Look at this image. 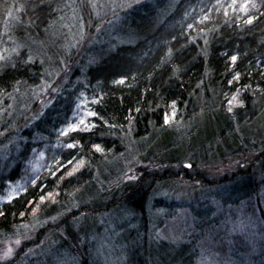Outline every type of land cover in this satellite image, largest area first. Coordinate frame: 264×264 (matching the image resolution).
Instances as JSON below:
<instances>
[{"label": "rangeland", "instance_id": "obj_1", "mask_svg": "<svg viewBox=\"0 0 264 264\" xmlns=\"http://www.w3.org/2000/svg\"><path fill=\"white\" fill-rule=\"evenodd\" d=\"M144 1L72 0L47 40L35 41L32 56L41 68L37 85L16 90L0 108L1 167L11 166L8 160L20 151L22 133L51 98L65 86L77 87L85 50L104 43L103 35L110 40L117 17ZM203 96L198 101L215 103L211 94ZM230 100L227 114L238 107ZM88 113L82 102L72 125L76 130L83 126L81 119L86 124L91 117ZM253 113L249 108L243 116ZM254 117L226 125L219 122V112L202 109L189 121L168 118L167 135L135 141L124 133L119 153L105 150L96 164L87 192L69 198L48 223L54 226L77 213L68 228L37 237L41 224L22 226L0 238V264H80L82 258L89 264H264L259 258L253 263L264 250V111ZM41 145L30 153L26 169L36 177L54 175L65 167L57 168L53 159L62 144ZM154 147L166 151L162 160L178 161L147 159L144 154ZM76 171L73 166L65 174ZM137 183L136 204L125 205L124 190ZM22 188L7 184L3 199Z\"/></svg>", "mask_w": 264, "mask_h": 264}, {"label": "trees", "instance_id": "obj_2", "mask_svg": "<svg viewBox=\"0 0 264 264\" xmlns=\"http://www.w3.org/2000/svg\"><path fill=\"white\" fill-rule=\"evenodd\" d=\"M71 2L0 0V56L5 57L0 60V108L16 90L37 85L41 68L31 47L48 37ZM108 34L110 40L103 35L104 43L85 50L77 87L65 86L51 98L22 133L20 151L8 160L11 166L0 165V238L11 237L24 225L41 224L37 237L68 228L77 213L60 219L57 226L48 223L65 210L69 198L87 192L96 164L105 150L119 153L124 133L135 141L167 135L166 116L185 122L202 109L219 112V122L226 125L234 119L238 125L250 123L264 111V0H147L124 10ZM210 94L216 104L198 101ZM233 96L238 107L227 114L225 102ZM82 102L95 113L87 128L61 135L77 123ZM249 108L254 113L243 116ZM57 142L63 147L53 159L57 168L65 167L54 175L30 174V153ZM165 152L154 147L144 155L161 159ZM73 166L77 171L67 176ZM16 183L23 184L22 190L5 201L7 184ZM138 186L124 190L125 205L133 207ZM258 258L264 261L263 249L253 263ZM80 264L89 261L82 258Z\"/></svg>", "mask_w": 264, "mask_h": 264}, {"label": "snow or ice", "instance_id": "obj_3", "mask_svg": "<svg viewBox=\"0 0 264 264\" xmlns=\"http://www.w3.org/2000/svg\"><path fill=\"white\" fill-rule=\"evenodd\" d=\"M18 10H19V9H18ZM241 10H242V11H245L246 8H245V7H242ZM8 15H9V16H12V12H11V10H9ZM247 22H248L249 24H251V23H252V20L249 19ZM14 50H15V49H14ZM4 59H5L4 56H0V60H4ZM232 59H233V61H235V60H236V57H232ZM30 61H31V57H29V62H30ZM120 83H123V81H120ZM237 99H238L237 96H233L232 99L229 101V105H232L234 102L237 101ZM229 111H231V107H229ZM88 115H95V113H91V112H90V113H88ZM167 122H168V118H167V116H166V117H165V123H167ZM79 124H80V125H84L85 129L87 128V125L85 124V121H84L83 119H81V120L79 121ZM68 131H76V127L70 125V126H69V129H68V130H65V131H62L61 135H67V134H68ZM67 147L71 149V148H74L75 145H74V144H68ZM99 150H100V149H99V146H97V151H99ZM69 163H71V161H69ZM185 167H191V165H185ZM71 174H72V173H69V175H71ZM50 195H51V194H50ZM16 243L19 244V241H16ZM11 252H12V249L9 248V249L4 253V258L7 259V258L11 255Z\"/></svg>", "mask_w": 264, "mask_h": 264}, {"label": "water", "instance_id": "obj_4", "mask_svg": "<svg viewBox=\"0 0 264 264\" xmlns=\"http://www.w3.org/2000/svg\"><path fill=\"white\" fill-rule=\"evenodd\" d=\"M188 168V167H187Z\"/></svg>", "mask_w": 264, "mask_h": 264}]
</instances>
